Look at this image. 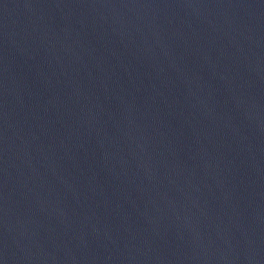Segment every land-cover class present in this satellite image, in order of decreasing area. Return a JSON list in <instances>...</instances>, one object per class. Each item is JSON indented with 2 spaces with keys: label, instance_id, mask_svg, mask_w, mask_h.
Wrapping results in <instances>:
<instances>
[{
  "label": "water",
  "instance_id": "water-1",
  "mask_svg": "<svg viewBox=\"0 0 264 264\" xmlns=\"http://www.w3.org/2000/svg\"><path fill=\"white\" fill-rule=\"evenodd\" d=\"M0 264H264V0H0Z\"/></svg>",
  "mask_w": 264,
  "mask_h": 264
}]
</instances>
